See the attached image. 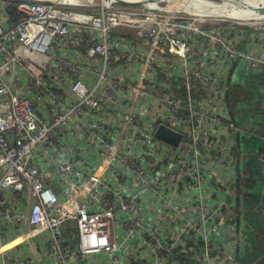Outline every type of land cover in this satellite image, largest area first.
<instances>
[{
	"label": "built area",
	"instance_id": "1",
	"mask_svg": "<svg viewBox=\"0 0 264 264\" xmlns=\"http://www.w3.org/2000/svg\"><path fill=\"white\" fill-rule=\"evenodd\" d=\"M173 2L0 0V264H239L227 93L264 43Z\"/></svg>",
	"mask_w": 264,
	"mask_h": 264
},
{
	"label": "rangeland",
	"instance_id": "2",
	"mask_svg": "<svg viewBox=\"0 0 264 264\" xmlns=\"http://www.w3.org/2000/svg\"><path fill=\"white\" fill-rule=\"evenodd\" d=\"M209 1L212 3L224 4V6H231L233 4L231 2V0L226 1V2L223 0H209ZM196 2H197V0H174L173 3H177V4L182 3V4L187 5L188 7L180 6V8L186 9V11L192 12L193 14H195L197 19L205 18L206 21L201 23L203 26H206V25L215 26V27H218L221 25H223V26H236V28L237 27L242 28V30L244 31V37L249 42H252L253 39L256 38V36L257 37L259 36L260 39L264 43V19L263 20L259 19V16L257 14H254V15L249 16V17L246 15H241L238 18H234V17L232 18V17H229L228 15H226L224 13L217 14L214 12H207V11L204 12L197 7ZM190 5H192V6H190ZM260 16H262V15H260ZM241 17H244V18H241ZM256 17H258V18L255 19ZM261 71L262 70L260 69V67L257 69H253L249 73V76L253 72H257L259 74ZM250 86H251L250 82L249 81L247 82V80L241 82L240 84L230 86L228 93H227L228 98L231 101V103H229V105L232 108L235 104L237 105V107H239V109H237L238 111L236 112V114L239 116L242 115V117H243L242 119H239V121H238L239 125H243V128L241 126V128L243 130L242 134L243 135L246 134L245 133V128H246L248 135L251 134L253 136V134H254L255 135L254 137L261 139L262 144L264 145V108H263V111H258L256 113H254V111L252 110V108L254 106L250 101L247 100V96H248L247 92H249V90L251 89ZM253 90L256 93L255 95H258V92H261L260 97L264 99V84L259 85L257 87H254ZM232 102H233V104H232ZM259 109H260V107H259ZM244 119H246V121ZM261 126H262V128H260ZM260 146H262V145H260ZM260 146H255V148L252 149V151L254 153L256 152L255 154H257ZM250 156H251V154H250ZM239 157L243 158L244 155L242 153H239ZM258 168H259V180L262 181V179L264 177V165L260 164ZM241 169L242 170H240V171H241V173H244V175L245 174L247 175L248 173L251 172L247 168H241ZM240 178L242 179L243 176H241ZM242 182L244 183V185L246 184L245 180H242ZM262 253L263 252H260V254H262ZM260 257H263V255ZM260 257L257 258V261H258L257 264H264V260L260 261V259H259ZM246 263H248V262H246Z\"/></svg>",
	"mask_w": 264,
	"mask_h": 264
},
{
	"label": "crops",
	"instance_id": "3",
	"mask_svg": "<svg viewBox=\"0 0 264 264\" xmlns=\"http://www.w3.org/2000/svg\"><path fill=\"white\" fill-rule=\"evenodd\" d=\"M259 74H261V72ZM259 74L257 72H254L253 76L256 77L255 75ZM263 84L264 82L259 83L257 80L255 86ZM252 95L254 94L252 93ZM260 95L261 92H258V95H255V98L251 101L254 106L252 109L255 110V107L259 109L260 107L259 110L263 111L264 99L261 98ZM242 118V115H238V121ZM240 126H242L243 128V125ZM245 131H247L246 128ZM242 164L244 165V162ZM260 164L264 165V162H260L259 165ZM249 170L251 169L249 168ZM249 184L250 185L245 184V187L243 186L244 189L241 190V193H238V198L240 197V200L242 202L241 205L245 209V213L247 215L244 226L247 238L245 246H247V248L245 251L242 249L240 252L241 258H243V260H248V257H250V253H252L251 249H259L260 252H263L262 254H260L259 252V257L262 255L264 256V177L262 181H259L258 179V181L250 182ZM245 188L247 191L245 190ZM13 234L14 230L11 228V230H9L10 237L13 236ZM8 255L11 258L10 263L27 258H30L33 261L30 264H36V261H38L37 250L34 248L30 240L23 241L16 245Z\"/></svg>",
	"mask_w": 264,
	"mask_h": 264
},
{
	"label": "trees",
	"instance_id": "4",
	"mask_svg": "<svg viewBox=\"0 0 264 264\" xmlns=\"http://www.w3.org/2000/svg\"><path fill=\"white\" fill-rule=\"evenodd\" d=\"M11 12H13V10ZM253 75H254V72L250 76H248V78L246 79L247 82L249 81L250 82V85H251L250 86L251 89L249 90V92H247L248 93L247 100L250 101V102L255 98V94L256 93L253 90V88L254 87H257V86H255L256 81L258 80L259 83H263L264 82V69H262L261 74L255 75L256 77H254ZM252 93L254 95H252ZM229 103H231L230 100H229ZM232 104H233V102H232ZM233 108H235L234 111L235 110L237 111V109H239V107H237L236 104L233 106ZM252 110L254 111V113L260 111L256 107H255V110L254 109H252ZM262 126L260 128H262ZM245 133L246 134L245 135L242 134V136L238 140L239 141V148L237 149L238 150L237 153H238V155H239V153H242L244 155L243 158L241 157V160L244 162V165L242 166V168H247V169L250 168L251 169L250 170L251 172L248 173L247 175L246 174L244 175V173H240L239 174V179H238V182H237L238 193L239 192L241 193V190L244 189V187H245V185L242 182V180H245L246 181V184H248V185H250L249 184L250 182H256V181H258V179H259V168L258 167H259V163L262 162L259 159L260 156H262V158L264 160V145L262 144L261 139L255 138L254 137L255 136L254 134H253V136L251 134L248 135V132L247 131H245ZM260 145H262V146H260ZM255 146H260V148L258 149V153L257 154H255L256 152L254 153L252 151V149H254ZM250 154H251V156H250ZM241 176H243L242 179L240 178ZM242 186H244V187H242ZM245 190H246V188H245ZM241 204H242V202H241L240 197H239L238 198V205H241ZM246 216L247 215L245 213V219H246ZM246 248H247V246H244L243 250L245 251ZM251 252L252 253H250V257H248V260H243V258H241V255L239 254L238 260H237L238 263L239 264H241V263L242 264H257L258 263L257 258L260 255L259 254L260 250L259 249H251ZM259 259H260V261L264 260V256L263 257H260ZM246 262H248V263H246Z\"/></svg>",
	"mask_w": 264,
	"mask_h": 264
},
{
	"label": "bare ground",
	"instance_id": "5",
	"mask_svg": "<svg viewBox=\"0 0 264 264\" xmlns=\"http://www.w3.org/2000/svg\"><path fill=\"white\" fill-rule=\"evenodd\" d=\"M231 2L233 3L231 6H224V4L212 3L209 0H197L196 5L204 12H214L217 14L224 13L232 18H238L241 15H246L249 17L257 14L259 19H264V0H231ZM179 5L182 7H188L182 3ZM257 18L258 17L255 19Z\"/></svg>",
	"mask_w": 264,
	"mask_h": 264
},
{
	"label": "water",
	"instance_id": "6",
	"mask_svg": "<svg viewBox=\"0 0 264 264\" xmlns=\"http://www.w3.org/2000/svg\"><path fill=\"white\" fill-rule=\"evenodd\" d=\"M115 1H119L125 4H140L141 2H144L146 0H139V1L115 0ZM223 1L226 2L229 0H223ZM157 135L159 138L167 142H171L173 144H176L179 140V136L175 135L174 133H172L169 129L165 127H160Z\"/></svg>",
	"mask_w": 264,
	"mask_h": 264
}]
</instances>
